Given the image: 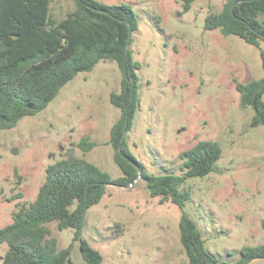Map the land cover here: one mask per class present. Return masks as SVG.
Instances as JSON below:
<instances>
[{
    "label": "rangeland",
    "instance_id": "374dc122",
    "mask_svg": "<svg viewBox=\"0 0 264 264\" xmlns=\"http://www.w3.org/2000/svg\"><path fill=\"white\" fill-rule=\"evenodd\" d=\"M98 1L129 5L139 18L129 47L140 64L139 106L126 137L131 153L151 174H180L185 150L201 140L221 145L215 172L188 180L192 197L185 211L208 250L221 262L238 264L243 247L264 243V127H251L254 110L241 107L236 88L263 78L264 43L256 47L206 30V17L220 12L224 0H196L187 12L180 0ZM74 8L72 0H52L57 19ZM121 80L116 62L101 61L62 88L45 110L0 131V229L36 199L47 167L59 160L85 158L112 178L122 176L109 144L121 114L110 95L120 91ZM85 137L96 144L87 153L77 147ZM181 214L174 203L152 197L143 180L127 188L112 185L88 211L83 238L103 264H186ZM48 227L59 249L74 243L75 229L59 231L55 222ZM7 250L0 245V264ZM72 260L85 264L78 242Z\"/></svg>",
    "mask_w": 264,
    "mask_h": 264
},
{
    "label": "trees",
    "instance_id": "16d2710c",
    "mask_svg": "<svg viewBox=\"0 0 264 264\" xmlns=\"http://www.w3.org/2000/svg\"><path fill=\"white\" fill-rule=\"evenodd\" d=\"M72 1L74 10L57 19L52 14V0H0V131L13 129L24 118L45 110L79 74L93 71L101 61H114L122 80L120 91L111 93L110 101L121 114L111 128L109 144L122 176L112 178L85 158L49 165L36 199L20 206L12 223L0 229V245H8L2 264H75L72 250L76 242L85 264H103L102 254L83 238L87 213L102 201L109 186L127 188L138 180L146 183L152 197L170 201L182 210L179 237L186 264H228L208 250L202 231L185 211L192 197L188 180L215 172L223 155L221 145L201 140L185 150L180 174L169 169L160 175L149 173L126 142L139 106L140 64L129 49L139 18L126 4ZM195 1L180 0L185 12ZM224 1L220 12L206 17V30H219L224 36H237L261 47L264 0ZM260 57L263 78L236 85L241 107L254 110L252 128L264 127V50ZM95 146L89 137L77 144L84 153ZM22 197L19 193L16 198ZM53 222L59 231L75 229L73 244L59 249L48 227ZM240 253L238 264L264 259V243L245 246Z\"/></svg>",
    "mask_w": 264,
    "mask_h": 264
},
{
    "label": "water",
    "instance_id": "95a60500",
    "mask_svg": "<svg viewBox=\"0 0 264 264\" xmlns=\"http://www.w3.org/2000/svg\"><path fill=\"white\" fill-rule=\"evenodd\" d=\"M70 161H72V160H70Z\"/></svg>",
    "mask_w": 264,
    "mask_h": 264
}]
</instances>
